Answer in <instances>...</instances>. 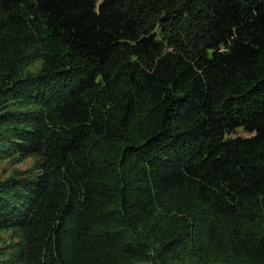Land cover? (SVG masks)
<instances>
[{"label":"trees","instance_id":"16d2710c","mask_svg":"<svg viewBox=\"0 0 264 264\" xmlns=\"http://www.w3.org/2000/svg\"><path fill=\"white\" fill-rule=\"evenodd\" d=\"M0 264H264V0H0Z\"/></svg>","mask_w":264,"mask_h":264},{"label":"rangeland","instance_id":"374dc122","mask_svg":"<svg viewBox=\"0 0 264 264\" xmlns=\"http://www.w3.org/2000/svg\"><path fill=\"white\" fill-rule=\"evenodd\" d=\"M34 166L33 161L29 160L19 165H11L10 162H0V176L10 175L16 170L28 171Z\"/></svg>","mask_w":264,"mask_h":264}]
</instances>
